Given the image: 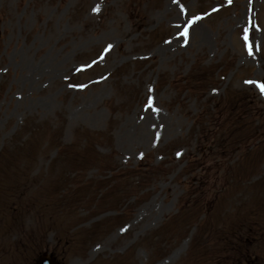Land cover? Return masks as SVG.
I'll list each match as a JSON object with an SVG mask.
<instances>
[{"label": "rangeland", "instance_id": "374dc122", "mask_svg": "<svg viewBox=\"0 0 264 264\" xmlns=\"http://www.w3.org/2000/svg\"><path fill=\"white\" fill-rule=\"evenodd\" d=\"M264 0H0V264H264Z\"/></svg>", "mask_w": 264, "mask_h": 264}, {"label": "snow or ice", "instance_id": "6c2138e0", "mask_svg": "<svg viewBox=\"0 0 264 264\" xmlns=\"http://www.w3.org/2000/svg\"><path fill=\"white\" fill-rule=\"evenodd\" d=\"M258 86L260 87L262 94H264V85H258Z\"/></svg>", "mask_w": 264, "mask_h": 264}]
</instances>
